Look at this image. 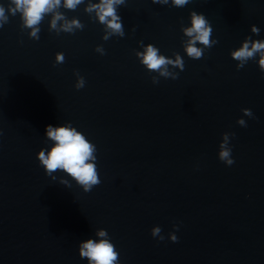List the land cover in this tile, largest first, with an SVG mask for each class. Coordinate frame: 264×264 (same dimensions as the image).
<instances>
[{"label":"water","instance_id":"1","mask_svg":"<svg viewBox=\"0 0 264 264\" xmlns=\"http://www.w3.org/2000/svg\"><path fill=\"white\" fill-rule=\"evenodd\" d=\"M99 3L61 0L35 40L0 0L9 15L0 28V264H88L79 243L100 239L99 229L119 264H264V73L259 53L239 70L232 58L246 38L264 40V0H124L115 6L124 36L107 40L111 30L86 11ZM192 11L218 41L195 60L184 51ZM72 20L82 27L64 32ZM148 44L183 58L177 79L141 63ZM58 52L64 62L53 66ZM65 123L96 146L101 183L90 192L60 171L52 180L36 158L52 143L46 126ZM224 133L230 166L218 158Z\"/></svg>","mask_w":264,"mask_h":264},{"label":"clouds","instance_id":"2","mask_svg":"<svg viewBox=\"0 0 264 264\" xmlns=\"http://www.w3.org/2000/svg\"><path fill=\"white\" fill-rule=\"evenodd\" d=\"M61 0H11V4L14 7H9L8 12L15 16L17 12L21 14L23 23L21 29H31L28 33L29 37L35 40L39 39L38 33L43 15L45 13L53 11L60 5ZM83 0H65V6L68 9H75V7L81 4ZM153 3L167 4L168 0H152ZM190 0H172V4L175 7H184ZM124 4V0H100L99 4L90 5L86 11L91 12L96 10L99 21L107 25V29H110L104 39L107 40L110 35L124 36V28L122 18L117 12L115 6ZM110 18V19H109ZM63 16L57 13L52 22L51 28L55 29L57 21L62 20ZM9 15H6V10L3 5H0V28L4 24L8 23ZM191 26L183 29L184 35L190 39L185 45V53L191 59H201L204 50L211 48L218 41L211 40L212 27L209 21L203 14H198L195 11L190 13ZM64 32L72 33L73 28H80L82 25L77 20L65 21L61 26ZM251 31L255 34H259L260 29L255 25L251 26ZM197 42L204 47L199 48L196 46ZM99 50V49H97ZM159 49L152 44H148L143 52H138L137 56L141 58V63L146 66V69L152 73H158L159 77L177 79L179 73L174 69L184 70L183 58L177 54L175 59H171L164 55H160ZM257 53L260 54L259 69L264 73V40L251 41L250 38H246L241 47L232 52V58L237 61H241L236 67L239 70L243 68L249 58H253ZM63 53H57L55 59L56 64L64 62ZM77 81L75 88L77 90L82 89L85 85V80L78 72L75 73ZM158 76L152 77V82L158 83ZM242 112L246 116L252 117V111L250 109H242ZM237 123L241 126H246L243 119H239ZM233 135V134H230ZM45 136L48 141H51V146L47 149L42 148L37 152L36 158L39 164L45 170V173L56 180L54 173L60 171L70 177L73 181L80 186L84 192H90L94 186L101 183L99 173L96 166V146L91 143L83 133L78 131L71 123H65L60 126L47 125L45 130ZM229 133L223 134L224 142L219 145L218 158L227 165H232L234 160L231 158V148L228 147ZM61 184L69 185L67 179L61 178ZM174 227H176L174 225ZM178 230V229H177ZM161 228L154 227L151 229V235L153 237H159L162 241L164 237L160 235ZM100 237L98 240L89 238L79 243V256L80 258H87L88 264H119V253L115 250L114 244L110 241L108 233L104 229H99L96 234ZM169 238L172 242H178V237L174 233L169 234Z\"/></svg>","mask_w":264,"mask_h":264}]
</instances>
